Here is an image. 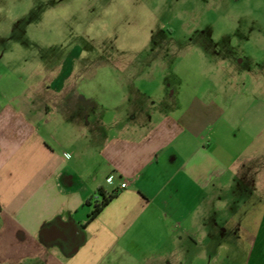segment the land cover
<instances>
[{
    "label": "crops",
    "instance_id": "1",
    "mask_svg": "<svg viewBox=\"0 0 264 264\" xmlns=\"http://www.w3.org/2000/svg\"><path fill=\"white\" fill-rule=\"evenodd\" d=\"M70 67L0 106V264L150 261L184 227L180 239H206L213 253V244L257 242L261 82L249 100L214 89L155 99L113 78L102 84L115 91L96 98L76 91ZM98 189L116 196L88 221L86 200ZM230 191L238 194L234 207ZM218 202L232 210L222 223L213 217L223 213ZM204 219L210 230L200 235Z\"/></svg>",
    "mask_w": 264,
    "mask_h": 264
},
{
    "label": "rangeland",
    "instance_id": "2",
    "mask_svg": "<svg viewBox=\"0 0 264 264\" xmlns=\"http://www.w3.org/2000/svg\"><path fill=\"white\" fill-rule=\"evenodd\" d=\"M67 65L76 91L96 98L115 91L116 85L102 82L118 78L155 99L214 89L249 100L259 95L256 83L261 82L264 100V0L0 3V106L30 91L36 79L64 74ZM235 80L245 86H235ZM236 194L227 192V206L234 207ZM231 214L227 207L213 217L221 222ZM207 223L198 228L200 235L210 230ZM251 224L255 243L213 244L218 249L213 253L206 239H180L184 227L175 230L177 239L149 254L153 261L139 254V260L121 264H264V205L262 217H253Z\"/></svg>",
    "mask_w": 264,
    "mask_h": 264
},
{
    "label": "trees",
    "instance_id": "3",
    "mask_svg": "<svg viewBox=\"0 0 264 264\" xmlns=\"http://www.w3.org/2000/svg\"><path fill=\"white\" fill-rule=\"evenodd\" d=\"M116 196V192L106 193L102 189H98L91 197L86 200L87 204L92 205L89 213L88 221L93 220L99 212Z\"/></svg>",
    "mask_w": 264,
    "mask_h": 264
},
{
    "label": "built area",
    "instance_id": "4",
    "mask_svg": "<svg viewBox=\"0 0 264 264\" xmlns=\"http://www.w3.org/2000/svg\"><path fill=\"white\" fill-rule=\"evenodd\" d=\"M112 180H113L112 177H108V178H107V182H108V183H112ZM120 186L123 188V187L126 186V183H121Z\"/></svg>",
    "mask_w": 264,
    "mask_h": 264
}]
</instances>
